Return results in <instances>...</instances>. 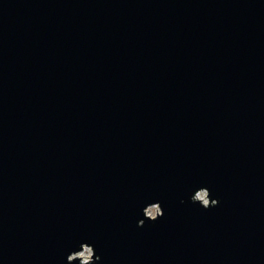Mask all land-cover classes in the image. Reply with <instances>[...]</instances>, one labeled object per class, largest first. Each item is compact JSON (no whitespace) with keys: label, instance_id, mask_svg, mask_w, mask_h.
<instances>
[{"label":"water","instance_id":"obj_1","mask_svg":"<svg viewBox=\"0 0 264 264\" xmlns=\"http://www.w3.org/2000/svg\"><path fill=\"white\" fill-rule=\"evenodd\" d=\"M83 245L264 264V0H0V264Z\"/></svg>","mask_w":264,"mask_h":264},{"label":"clouds","instance_id":"obj_2","mask_svg":"<svg viewBox=\"0 0 264 264\" xmlns=\"http://www.w3.org/2000/svg\"><path fill=\"white\" fill-rule=\"evenodd\" d=\"M209 194L210 190L208 188H202L198 191L196 197L191 198L192 204L199 205L205 211H210L213 208H218L221 201L219 199H215L214 203L210 204L208 200ZM183 203H185V201L182 200L181 204ZM147 210V215L148 217H151V219L145 218L143 220H140L137 224V227L144 228L146 221L156 223L165 215L163 206L159 202L153 203L151 206L147 207ZM76 260H79L80 264H103V258L96 255L94 246L88 245H83L82 251L74 252L68 257L69 264H74Z\"/></svg>","mask_w":264,"mask_h":264}]
</instances>
